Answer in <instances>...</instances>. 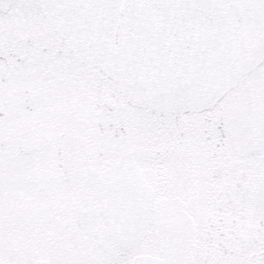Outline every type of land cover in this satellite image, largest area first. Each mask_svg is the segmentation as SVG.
Wrapping results in <instances>:
<instances>
[{
  "label": "snow or ice",
  "instance_id": "6c2138e0",
  "mask_svg": "<svg viewBox=\"0 0 264 264\" xmlns=\"http://www.w3.org/2000/svg\"><path fill=\"white\" fill-rule=\"evenodd\" d=\"M0 264H264V0H0Z\"/></svg>",
  "mask_w": 264,
  "mask_h": 264
}]
</instances>
